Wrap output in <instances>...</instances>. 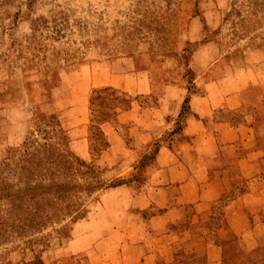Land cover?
<instances>
[{
    "label": "rangeland",
    "instance_id": "374dc122",
    "mask_svg": "<svg viewBox=\"0 0 264 264\" xmlns=\"http://www.w3.org/2000/svg\"><path fill=\"white\" fill-rule=\"evenodd\" d=\"M232 1L0 0V162L14 150L33 151L50 142L67 150L69 124L80 118V108L88 102L91 116L83 132L91 141L93 160L87 162L93 171L83 178L102 184L83 197L78 217L66 221V235L55 232L62 224L49 227L43 232L51 236L49 246L31 251L23 241H15L0 246V260L34 264L39 255L43 264L134 263V245L143 247L137 239L144 236L108 232H122L134 215L148 220L150 212L131 210L124 212L126 218L115 215L114 209H121L122 203L115 205L116 195L105 194L122 182L121 170L96 162L97 154L107 146L100 123L113 119L115 107L128 106L133 97L112 86L81 82L80 77L88 71L93 77L97 72L103 75L109 66L122 73L134 69L149 72L156 82L193 92L199 75L196 90L204 89L215 60L235 63L243 73L242 65L257 58L255 52L264 51V20L252 17L253 9L241 3L232 10ZM227 14H231L229 19H225ZM123 176L125 181L132 178ZM221 219L217 213L214 221L221 224ZM250 220L246 233L228 230L231 236L225 251L220 247L211 254L217 264H264V214ZM100 225H108L107 233L98 231ZM174 226L183 234L171 228L164 234L169 256L156 257L154 264L215 262L206 254L185 249V226ZM105 237L110 239L108 244Z\"/></svg>",
    "mask_w": 264,
    "mask_h": 264
},
{
    "label": "crops",
    "instance_id": "0c3cea01",
    "mask_svg": "<svg viewBox=\"0 0 264 264\" xmlns=\"http://www.w3.org/2000/svg\"><path fill=\"white\" fill-rule=\"evenodd\" d=\"M254 54L258 57L242 65L243 73L235 63L213 61L204 89L196 90L199 75L193 92L156 82L146 71L122 73L109 66L105 75L82 72L81 82L112 86L133 97L128 106L115 107L113 119L100 123L107 146L96 156L98 164L121 170L122 182L105 194L116 195L115 205L122 203L115 215L150 212L148 220L134 215L122 232H108L144 236L137 239L143 247L134 245L133 264L169 256L163 236L170 228L183 234L179 227L173 230L179 223L185 224L184 248L217 262L211 254L220 249L218 235L246 233L251 216L264 205V51ZM90 116L87 102L67 130L70 149L86 161L93 160L83 132ZM123 175L132 178L125 181ZM217 213L221 224L214 221ZM107 228L100 225L98 231L107 233Z\"/></svg>",
    "mask_w": 264,
    "mask_h": 264
},
{
    "label": "trees",
    "instance_id": "16d2710c",
    "mask_svg": "<svg viewBox=\"0 0 264 264\" xmlns=\"http://www.w3.org/2000/svg\"><path fill=\"white\" fill-rule=\"evenodd\" d=\"M238 3L253 9L255 19L264 20V0H233L230 4L232 10ZM257 12L261 14L259 17ZM230 16L227 14L225 19ZM37 21H32L34 32L38 31ZM90 163L77 156L70 147L64 150L54 142L33 151L25 149L8 153L0 162V246L15 241H23L31 251L38 246H49L51 236L43 232L61 224L55 232L64 235L66 221H73L80 214L83 197L102 187L99 180L93 182L83 178L93 171ZM263 212L264 206L257 216L263 217ZM173 229L176 230V226ZM229 235L230 232L218 235L217 242L223 251ZM33 262L43 264L39 255H35ZM0 264L11 262L0 260Z\"/></svg>",
    "mask_w": 264,
    "mask_h": 264
}]
</instances>
